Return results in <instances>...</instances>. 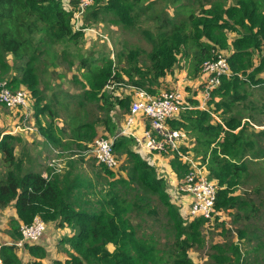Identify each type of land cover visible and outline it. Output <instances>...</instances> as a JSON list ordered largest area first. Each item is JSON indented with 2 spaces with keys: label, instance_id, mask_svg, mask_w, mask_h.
Returning <instances> with one entry per match:
<instances>
[{
  "label": "trees",
  "instance_id": "1",
  "mask_svg": "<svg viewBox=\"0 0 264 264\" xmlns=\"http://www.w3.org/2000/svg\"><path fill=\"white\" fill-rule=\"evenodd\" d=\"M153 2L94 0L81 15L80 25L88 28L85 19L97 17L102 10L110 11L115 22L129 25L140 12L146 15ZM76 11L73 1L65 8L62 0H0V79L6 80L11 89L25 87L28 90L35 116L54 113L48 104L40 103L43 99L40 72L44 70L39 68L38 62L50 50H55V45H77L82 31L74 27ZM163 24L157 26L156 35L150 40L148 65L136 60L138 50L125 55L126 60H132L133 68L120 67L109 56H102L98 65L92 58L78 55L79 65L87 67L82 73L87 88L80 95L94 102V106L85 110L84 99H81L76 106L78 111L84 112L83 116L76 111L68 114L70 121L65 124L69 127L70 139L78 148H83L98 135V124L104 136L115 135L118 122L114 111L123 109L127 114L132 100L131 91L123 93L126 86L154 93L151 88L159 84V78L173 73L183 52L191 48L187 75L195 80L202 62L211 57L212 49L222 50L232 74L221 77L219 85L210 91L207 108L197 107L198 100L188 98L192 107L167 120L170 129L182 131L190 138V143L169 149L172 153L168 165L177 178L190 168L183 156L203 166L205 176L217 185L216 214L211 219L230 212L234 215L233 221L241 223V228L237 229L238 239L258 240L250 250H264V239L250 224L260 208H264V196L257 202L235 194L239 184L250 175V163L264 159V143L261 144L264 128L254 129L248 121H242L244 117L238 113V105L246 97L247 88H255L253 84H257L264 94V56L255 64L251 54L264 50V0H206L198 4L197 12L188 9L186 19L168 18ZM8 55L11 62L7 60ZM125 78L128 83L124 82ZM110 83H115L113 89L107 88ZM115 89L119 93H114ZM38 129L50 149L54 153L53 148L58 150L55 154L65 149L67 144L61 142L53 125L43 127L39 124ZM21 141V136L11 133L0 137L4 166L0 174V208L12 206L16 214L9 219L8 233L13 240L0 241L1 264H41L42 259L47 258L48 249L40 242H24L20 247L15 244L21 239L20 225L31 223L35 216L46 224L70 229L71 234L57 240V250L64 248L68 255L64 262L57 261V264H193L187 250L203 241L202 227L209 220L203 217L188 219L182 215L179 205L167 192V179L135 148L133 137L120 134L113 145L117 157L123 155L128 163L124 167L127 179L95 160L106 187L98 188L93 184L96 196L93 201H81L80 190L89 182L78 174L70 170L54 172L47 165V177H44L39 169L25 167L23 158L15 154L16 144ZM258 190L257 187L256 192ZM151 195H155L164 207L173 233L174 240L167 248V255L153 236L140 235L138 224L131 223V216L154 212L148 207ZM213 248L217 253H211L210 259L215 264L250 262L238 243L224 247L215 244ZM20 249H26L29 254L26 261L18 253Z\"/></svg>",
  "mask_w": 264,
  "mask_h": 264
},
{
  "label": "rangeland",
  "instance_id": "2",
  "mask_svg": "<svg viewBox=\"0 0 264 264\" xmlns=\"http://www.w3.org/2000/svg\"><path fill=\"white\" fill-rule=\"evenodd\" d=\"M204 3H206V0H154L153 4H151V8H149L146 13L147 16L140 12L129 25H125L122 22H115L114 15L110 11L102 10L97 14V17H87L85 22L91 31L82 32L77 38V45H55V50H50L47 56H42L45 61L41 59L40 62H38L39 68L44 70L42 73L40 72V89L42 90L43 97L40 103L48 104L53 109L54 113L50 116H48L47 113L35 116L34 109L33 115L27 123L33 130H15L14 125L20 115V109H8L0 104V137L4 133L21 136L22 141L16 144L15 154L23 158L24 166L27 168L31 167L39 169L40 171H46L47 163L50 159L55 156L61 159V173L70 170L73 174H78L81 179L89 182L85 188H81L80 190L81 201H85L86 199L95 200L96 196L93 194V184L100 188L102 186L106 187V183L100 176L103 174L100 172L95 158L92 153L88 151L91 141L85 143L83 148H78L70 139L69 127L65 124V122L69 123L68 114L72 111H76L81 117L83 116L84 112L81 111V109L78 111L76 106L81 99H84L85 110L92 109L94 106V102H89L86 97L80 95L83 94L84 90L87 88L84 86V77L82 75L87 67L82 68L81 65H79L81 63L78 60V55L82 54L85 57H90L92 58V62H96L98 65L101 64L100 58L102 56H109L113 58L120 67L133 68L134 64L132 60H126L125 55L131 50H138L139 55L136 56V60L142 65H148V52L151 49L150 40L155 37L157 26L163 23L165 24L168 18L174 21H179L182 18L186 19L188 9H194L197 12L198 4ZM179 10H181L180 13H178ZM229 37L231 38V36ZM262 49H264V46H262ZM223 52L227 54L226 51ZM251 54L253 60L257 62L260 57L264 56V50L253 51ZM191 57L192 48L183 52L180 63L174 69V72L166 73L159 78V84L154 85L151 89L155 92L160 88L173 87L174 84L179 83L183 78L180 76L181 74L185 75L184 78H189L187 74ZM7 60L9 62L12 61L10 55L7 56ZM143 69H145V66H143ZM167 75H170L168 76L169 78L166 77ZM124 82L128 83L127 78H125ZM182 84L184 87L185 82L183 81ZM253 87L255 88H247L246 97L238 105V113L244 117L242 121H248L254 129L259 130L264 128V94L262 92L263 89L260 88L259 85ZM184 90L189 92L191 89L187 86ZM118 91V89H115L114 93H119ZM44 93L46 94V98ZM125 113L126 111L123 109H116L114 111L115 120L122 124L121 118ZM39 124L43 127L48 124L53 125L56 133L60 134L61 142L67 144L63 147L65 149L60 150L61 152L59 151L60 153L55 155L50 149L49 144H46L43 136L40 135L38 129ZM119 126L118 129L120 128ZM97 127L98 134H102V126L98 124ZM176 133L178 135L176 143L187 144L190 141V138L182 131H176ZM263 143L264 142L261 141V144ZM135 148L139 149L137 147ZM169 149L170 148H168L166 153L154 154L156 156L161 155L163 159L165 156L169 162L172 153V150ZM53 150L58 151L54 148ZM141 154L144 156L142 152ZM1 157L2 154L0 153V174L3 173L4 170ZM118 158L120 160V165L115 169V171H117L116 174L127 179L128 175L124 167L128 163L123 155H118ZM154 160L157 161L156 158H154ZM165 165V162L164 164L160 162L159 165L157 164L155 167H157L158 171L160 168L162 169L159 173L163 174L167 179V192L170 199L175 203V197L172 196L169 188V173L171 172L169 171L168 173L164 170V168H166ZM166 169L169 170L168 168ZM97 171L100 172V175ZM249 171V177L239 184L235 194L247 196L258 202L259 198L264 196V159H260L257 162L253 160L250 163ZM132 186L135 185L133 184ZM257 187L260 192L259 190L256 192ZM148 207L153 209L154 212L147 214L144 211L140 212L139 216H131V223L138 224L140 235L144 237L153 236L157 240L158 246L162 252L167 255V248L171 246L174 238L169 228L170 223L167 221V216L164 213V207L155 195H151ZM233 219L234 215L226 211L220 214L216 220L211 219L203 225L201 231L203 241L187 250L188 257L193 264H215L210 259L211 253H217V250H215L213 246L216 244L224 247V245L232 242L239 244L241 252L246 254L247 260L250 261L248 264H264V250L260 249L256 252L250 250L258 240L256 241L253 239L252 241H248L245 238L238 239L237 229L241 228V223L238 221L235 222ZM7 223L9 224V219L2 222L1 225L4 226ZM250 224H252L253 229H257L256 233L264 239V208H260V213L258 216L255 215V218L251 220ZM56 228L54 223L50 224V228L47 227L38 242H42L43 239L46 240L47 237H51L55 232L56 235H58L57 240L67 234H71L68 228H61L58 233ZM4 231L5 230L0 229V232ZM44 234L46 235L45 238ZM45 247H47V245H45ZM50 247L53 251L48 254L47 258L42 259L41 264H57V261L64 262V260L68 258L62 246H60V248H63V250H54V244H51ZM251 261L257 262L253 263Z\"/></svg>",
  "mask_w": 264,
  "mask_h": 264
},
{
  "label": "built area",
  "instance_id": "3",
  "mask_svg": "<svg viewBox=\"0 0 264 264\" xmlns=\"http://www.w3.org/2000/svg\"><path fill=\"white\" fill-rule=\"evenodd\" d=\"M65 8L73 1L77 11L73 18L75 29L91 31L87 27H81V15L94 0H62ZM211 57L204 60L200 67L199 91L197 98L192 93L179 88H164L157 92L150 93L146 89L135 86H126L132 94L129 110L125 116L124 126L113 136L96 135L90 142L89 149L95 160L109 169H117L120 160L117 157L113 145L118 135L131 136L135 140V146L146 153L163 154L168 148H176L178 135L167 125V120L171 119L181 111L189 109L192 105L188 98H197V107L207 108V100L210 91L219 85L221 77L230 76L231 70L227 56L217 49H212ZM115 83L106 85L108 89H113ZM196 99V100H197ZM31 96L25 88L11 89L7 81L0 79V104L8 109H20V115L14 125L15 130H33L27 123L33 115ZM140 117L148 125L142 130L140 135L132 131L135 120ZM55 153H58L55 151ZM190 164L189 170L175 182L170 183L169 188L175 203L179 205L180 212L188 218L203 217L210 220L215 214L214 203L216 199L217 185L213 180L205 176L203 166H198L190 157L183 156ZM59 158L53 157L47 165L54 172H60L61 163ZM42 176L47 177V173ZM46 223L35 216L31 223L20 225L19 231L21 239L15 244L20 247L24 242H38L44 231ZM1 264V262H0Z\"/></svg>",
  "mask_w": 264,
  "mask_h": 264
},
{
  "label": "crops",
  "instance_id": "4",
  "mask_svg": "<svg viewBox=\"0 0 264 264\" xmlns=\"http://www.w3.org/2000/svg\"><path fill=\"white\" fill-rule=\"evenodd\" d=\"M255 64H257V62H255ZM168 76H170V75H167L166 77H168ZM177 76V75H176ZM180 76H182L183 78L180 80V82L179 83H177V84H174L173 85V87L171 86V87H168V88H179V89H182V90H184V88L185 87H190V91L189 92H187V93H192V94H194V92H195V96L197 97V98H199L200 97V93H199V91L197 92V90L199 89V77L197 78V79H195V80H193V79H189V78H184V74H181ZM169 78V77H168ZM168 81V80H167ZM183 81L185 82V86L183 87ZM182 82V83H181ZM254 86H257V84H253ZM161 89V88H160ZM160 89H158V90H160ZM126 91H123V93L125 94L127 91H129V90H127V89H125ZM157 90V91H158ZM157 91H155V92H157ZM185 91V90H184ZM197 98H195V99H197ZM198 100V99H197ZM179 114H177V115H175V116H178ZM125 116H126V114L121 118V121H122V124L121 123H119L118 124V126L120 127L118 130H120L123 126H124V120H125ZM174 116V117H175ZM214 116V118H216V120H218V117L217 116H215V115H213ZM145 127H148V125L146 124V123H144V120H142V118H140V117H138L136 120H135V124L133 125V127H132V131H134L135 133H136V135H140L141 133H142V130L145 128ZM172 130V129H171ZM102 131H103V129H102ZM174 131V130H173ZM104 133V132H103ZM189 143H190V141H189ZM177 144H179L178 142H177ZM143 154H144V157H146L149 161H151L154 165H156L157 166V164L159 165V163L161 162V163H163L164 164V162H165V166H166V168H168L169 170H167L166 168H164V170L166 171V172H168L169 173V171L172 173H169L170 174V176H169V181H170V183H173V182H175L176 181V179H177V177H175V175L173 174V172H172V170L170 169V167H169V165H168V159L167 158H165V156H164V159H163V157L160 155V156H156L155 154H153V153H146L144 150H140ZM157 154H159V153H157ZM55 155H57V154H55ZM152 155V156H151ZM56 157V156H55ZM154 158H156L157 159V161H155L154 160ZM163 160V161H162ZM47 170H48V168H46V171L45 170H43V171H41V173L43 174V173H47ZM159 171H162V169L160 168L159 169ZM12 216H16V214H15V211H14V209L12 208V206H7V207H5V208H0V229H3V230H5L4 232H0V241H2V242H4V243H9L10 241H12L13 239H12V237L9 235V233H8V229H9V224L7 223V224H5L4 226L3 225H1L2 224V222H4V221H6L7 219H10ZM10 217V218H9ZM50 224H52V223H48V224H46V229H47V227L48 228H50ZM61 230V228H56V231H57V233H58V231H60ZM57 236L58 235H56V232L55 233H53L52 235H51V237H47L46 238V240H42V242L40 241V243H42V244H45V245H47V249H48V252L49 253H51L52 251H53V249L50 247L51 246V244H54V247H55V249L54 250H56L57 249V242L55 243V241L57 240ZM46 237V235L44 234V238ZM44 245V246H45ZM18 253L22 256V258L24 259V261H26L27 259H28V257H29V254L27 253V251H26V249L25 250H23V249H20L19 251H18Z\"/></svg>",
  "mask_w": 264,
  "mask_h": 264
}]
</instances>
